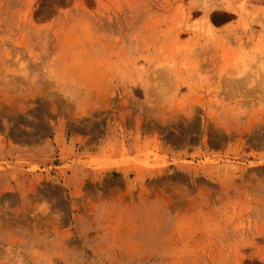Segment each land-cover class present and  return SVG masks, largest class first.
Returning <instances> with one entry per match:
<instances>
[{"label": "rangeland", "instance_id": "374dc122", "mask_svg": "<svg viewBox=\"0 0 264 264\" xmlns=\"http://www.w3.org/2000/svg\"><path fill=\"white\" fill-rule=\"evenodd\" d=\"M0 264H264V0H0Z\"/></svg>", "mask_w": 264, "mask_h": 264}, {"label": "bare ground", "instance_id": "6f19581e", "mask_svg": "<svg viewBox=\"0 0 264 264\" xmlns=\"http://www.w3.org/2000/svg\"><path fill=\"white\" fill-rule=\"evenodd\" d=\"M237 3H238V2H237ZM232 6H233V5H232ZM242 6H243L242 3H239V4H235V3H234V7L238 9L237 11H240V8H242ZM230 7H231V6H230ZM205 20H206V19H205ZM207 21H208V19H207ZM204 23H207V22H204ZM207 24H208V23H207ZM207 24H206V25H207ZM204 25H205V24H204ZM207 28H209V30H213V29H215V28H214V25L212 24V22H210V20H209V26H208ZM213 32H214V31H213Z\"/></svg>", "mask_w": 264, "mask_h": 264}, {"label": "trees", "instance_id": "16d2710c", "mask_svg": "<svg viewBox=\"0 0 264 264\" xmlns=\"http://www.w3.org/2000/svg\"><path fill=\"white\" fill-rule=\"evenodd\" d=\"M226 21H228V20H225V22H226ZM213 22H214L215 24H217V25L221 24V23L219 22V20H218L217 18H215V17H213Z\"/></svg>", "mask_w": 264, "mask_h": 264}]
</instances>
